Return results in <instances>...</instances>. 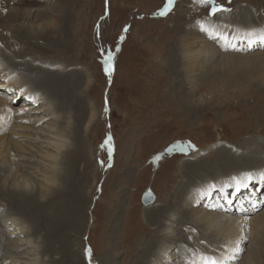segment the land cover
<instances>
[{
	"label": "rangeland",
	"instance_id": "1",
	"mask_svg": "<svg viewBox=\"0 0 264 264\" xmlns=\"http://www.w3.org/2000/svg\"><path fill=\"white\" fill-rule=\"evenodd\" d=\"M229 1L231 3L217 0V3L226 5L229 11L211 17L208 15L210 5H203L198 0H176L164 16L159 13L164 10L168 0H69L71 21L63 31L60 30L62 24L55 19L53 13L34 18L29 23L40 33L44 28L54 31L50 33L53 41H48L46 35L34 34V38H28L18 32L16 25L23 24L26 27L27 24L24 20L30 13V6L26 3L21 2L19 7L0 4V63L8 72H14L19 82L24 83H21L24 87L28 85L32 88L39 84L33 85L34 77L28 79L27 74L41 71V67L44 70L62 69L61 71H66L64 73H72L67 79H73L75 89H70L63 96L72 101L69 102L70 105H77V111L74 109L69 113L57 110V115L60 116L61 130L66 128L65 122L72 119V129L79 134H75L74 142L69 137L71 152L62 153L61 156L73 163L66 164L63 161L65 177L62 184L66 180L67 185L71 184L74 192L67 190L66 193L69 194L68 198L81 201V212L76 209L62 216L71 217L74 212H79L76 217L80 216L84 222L77 228L69 221V227L72 226L69 236L64 234L54 242L48 235L49 225H44V230L40 229V232L35 231L28 217L20 211L7 208L8 203L0 198V256L17 260L20 257L17 254L22 252V257L38 255L40 264H89L86 249L90 248L91 264H108L111 254L116 257L114 264H131L137 259L140 261L145 257L142 255V246L148 237L153 236L155 230L152 228L156 227L152 225L156 214L152 210L148 211L147 208H153L149 206L155 204L156 208H162L167 205L172 196L176 195V190H181L179 185L181 181L184 183L188 179V174L194 175L196 169L204 163H214L216 150L226 149L230 153L243 155L247 151L264 149V46L248 48L247 44H242L239 45L241 50L224 51L222 44L211 40L200 27L215 26L233 35L239 34L237 25L243 28L242 32L247 28L264 29V0ZM250 14L253 16L252 20L248 19ZM184 22L185 26L181 24ZM185 44L190 47L189 58H185L188 51ZM201 51L203 54H200ZM108 54L113 56L110 74L106 71L109 65L105 63ZM176 55H179L182 62L194 64L183 68L193 70L192 73L183 75L181 70L179 73L176 71ZM231 56L243 58H237L236 61L240 62H235L229 60ZM181 75H186L185 88ZM35 93L42 97L50 96L48 91L38 90ZM4 94H14V89L0 94L3 102L7 99ZM26 101L27 96L22 95L19 100L13 99L4 104L9 105V109H22L31 105L29 101L24 103ZM79 105L85 107L86 111L91 109L97 114L90 131L84 126L86 120L83 123L84 119L81 120V124L78 121V114L81 112ZM193 105L200 106L193 109ZM34 107L38 108L37 103ZM25 112L27 110L14 114L0 136L17 140L15 134H12V127L15 125L12 121L17 116H25ZM73 119L78 122L73 124ZM27 120L21 126L22 131L38 136L30 127L41 125L33 124L28 118ZM50 121V118H46V122ZM46 133V136L42 135L38 140L47 143L49 133ZM109 136L112 137L111 145L107 143ZM42 141L36 142V153L46 150ZM189 141L197 149L190 150L187 154L179 151L166 152L173 143L186 144ZM110 147L113 149L111 159ZM13 151L20 153L17 147ZM85 151L84 156L82 154ZM159 154H164L163 159L156 162L154 157ZM88 158L89 163L86 162ZM29 161L32 166L29 171L16 174L18 165H11L4 178L9 175L8 182L12 183L13 174H16L14 178L17 183L27 180L29 186L30 182H34L39 191H44L46 180L39 174L42 165L36 159ZM101 161L104 162L103 165ZM84 165L89 167L85 173L88 172L90 178L85 185L78 179V174L81 175L84 171ZM261 165L262 163H254V167ZM69 171L74 175L68 174ZM201 174L205 176L204 172ZM215 175L213 173L211 178ZM203 181L204 179L196 183ZM146 191L156 195L154 202L147 207L141 200ZM66 193L58 194L57 200L63 201L60 196H66ZM81 196L84 201L79 199ZM17 208L21 210L20 206ZM262 211L264 209L251 215L255 218L262 216ZM171 212L177 216L182 211L172 209L166 216ZM13 217L28 225L37 246L36 254L32 253L35 250L32 251L29 244L22 245L23 249L14 247L17 234L7 235L11 230L14 231L12 228L15 226L9 220ZM111 222H115L114 230L110 226ZM211 224L212 222L205 223V228ZM200 230L204 228L192 222L173 226L174 234L179 238L181 235L186 237L191 232L199 238ZM250 230L252 231L251 228ZM257 230H260V237L257 240L251 237L246 240V249L243 250V258L239 263L250 257L254 243L259 251L255 264H264V220ZM151 231L153 232L150 233ZM21 239L25 241L26 238ZM191 241L196 239L191 238ZM163 243L164 239L153 249L159 251ZM182 245L186 249L188 243ZM215 247L216 244L208 249ZM144 248L148 249V246ZM206 250L196 251V255ZM165 254L164 262L160 260V264H185L190 256L176 248L168 249L162 255ZM154 259L155 256H150L147 264ZM20 261L15 264H22ZM28 262L29 260L25 264ZM7 263L1 261L0 264Z\"/></svg>",
	"mask_w": 264,
	"mask_h": 264
},
{
	"label": "bare ground",
	"instance_id": "2",
	"mask_svg": "<svg viewBox=\"0 0 264 264\" xmlns=\"http://www.w3.org/2000/svg\"><path fill=\"white\" fill-rule=\"evenodd\" d=\"M68 1L69 0H13L12 2V0H0V4H9L14 7L16 6L19 7L22 3H26L28 6H30V10H29L30 13L27 14L24 20V21H27V24H25L26 27H23L22 26L23 24L16 25L15 27H17L18 32L22 35H26L28 38H34V34H37V35L40 34L42 36L46 35L45 37H47L48 41H53L54 39L53 40L51 39L52 36H50V33H54V31L48 30V28H44L45 30H42L43 32L40 33L37 30H35L32 24H29V23L33 22L34 18H38L43 15L53 13L55 19L59 20V22L62 24V29H60V27L59 29L63 31L67 23L71 21L70 13L72 11L69 10V8L71 7L68 8L69 6ZM225 1L227 3H231L229 0H225ZM64 2H66L67 4H64ZM218 4H222L225 8H227V6L224 5L223 3H218ZM209 10H208V13H209ZM243 13H246V11H244ZM248 19L250 20L253 19L252 14L249 15ZM52 21L54 20L52 19ZM237 23L240 24L239 21H237ZM181 24L185 26V22ZM180 26L184 27L182 25ZM236 28L241 36H243V33L246 30H248L247 28L242 32L243 28H241L239 25H237ZM55 42L56 41H54L53 43ZM186 48H188V51H187V54L185 55V58H189L190 55H188V52L190 51V47L186 46ZM182 49L184 50V45ZM216 49L218 48L216 47ZM202 52L203 51H201L200 54ZM231 55H234V54H231ZM174 58L177 61L175 65H176V71L178 73L180 72V70L183 72V75L187 74L188 72L189 73L193 72V70L187 71V70H184L183 68H187L188 64L189 65H194V64L189 63V62L187 63L182 62L183 60L180 59L179 55H176ZM237 58L239 59L243 57L242 56L240 57L231 56L229 57V60L240 62V61H236ZM230 66L232 67V65ZM40 69L41 71H36L31 74L29 72L28 74L30 75L27 74L28 79H30L32 76L34 77V79H32L35 81L33 85L37 83L39 84V86L36 85V87L33 86L32 88L27 85L26 87H24L25 85H22L24 83L21 82L22 83L21 84L19 82L20 80L18 76L14 74V72L13 73L8 72L6 70V67L2 63H0V94H3L4 92L6 93L7 90L4 88V86L9 87L10 89H14V94H9V95L4 94L7 97V99L5 98L4 102L9 103V101L13 99L19 100L22 95L23 97L27 96L28 101L31 102L30 103L31 105H28L27 107L22 108V109H13V108L9 109L10 106L7 104H4L0 96V132H2V130L5 128V125L7 124V121H9V119H11L14 116V114L27 110V112H25V116H17L16 117L17 119H14L12 121V124L13 125L15 124L14 127H12L14 129L12 134H15L14 136L17 138V140H12L8 137L0 136V198L4 201V203H8L7 206L5 205L7 208L13 209L14 211L17 210V212L20 211L21 213H23L24 216H26V218L28 217V219L31 220L30 222H32L33 229L35 231L40 232L44 230L43 228L44 225L46 226L49 225L50 230H49L48 235L52 238L51 239L52 241L57 242L58 237H62L64 234L69 236L70 227H72V226L69 227V224H68L69 221H71V223L77 228H80L81 224L84 223L83 219L80 216L76 217V214L81 212V208H79V204L81 201L78 202L77 199L68 198L69 194L66 193L67 190L74 192L70 184L71 182L69 183L70 185H67L68 180H66L64 184H62L63 177H65L63 174V161H66V164H73V163L65 159L64 157H62L61 154L62 153L67 154L71 152V148H70L71 145L68 144V139L70 137L74 142L75 137H76L75 134L77 135L78 131L76 133V130L72 129V119H69V118H68L69 120L65 122L66 128L61 130L60 129L61 125H59L60 116L57 115V110H64V111L69 112L75 109L77 111V105H70L69 102H72V101L63 96L65 93L69 92L70 89L72 90L75 89L73 88V84H74L72 82L73 79H67V76H70L72 74L71 72L64 73L66 71L63 72L61 71L62 69L56 70L55 68H54L55 70H52V71H50V69L48 68H45L44 70L43 67H41ZM34 74H37V76H34ZM184 77L182 78H183V87L185 88L186 87L185 84L187 81ZM39 87H41L42 89H40ZM20 89L25 90L23 94H21ZM38 90L48 91L50 96L49 95H48L49 97L39 96L38 94L35 93L36 91L38 92ZM18 93H20V96H18ZM29 96L34 97L35 102L30 100L28 98ZM54 98L57 99L58 101L55 102ZM28 101L24 103H27ZM51 102L53 103V105ZM54 102L56 104L55 106H54ZM36 103H37L38 108L34 107ZM193 106H194L193 109H196L200 105H193ZM79 107H80L81 112L80 114H78L79 115L78 121L80 123V121L84 119L82 121L83 123L86 120L84 122V126L87 128L86 129L87 131H90L95 123L97 114H95L94 110L88 109L86 111L85 107H82L81 105H79ZM27 118L31 120L33 124L41 125L40 127H36L35 125L30 127L32 131L38 133L37 134L38 136L22 131L23 128H21V126H23L28 121ZM46 118H50L51 121L46 122ZM76 120L73 119V122H74L73 124H76L78 122V121L76 122ZM43 122H46V123L44 124ZM61 122H63V120H61ZM46 132L49 133L48 139L46 138L47 143L42 140H38L42 137V135L46 136L47 135ZM40 141L44 143L43 147H46V150L43 151L44 150L43 149L41 150L40 153H36V147H38V145H36V142H40ZM14 147H17L20 149L19 154L14 153L13 151ZM48 147L49 149H47ZM80 147L82 146L80 145ZM195 149H197L196 146L194 150ZM75 150L77 149L75 148ZM84 154L86 155V151L85 153L83 152L82 155ZM18 157H20L21 159H19ZM31 159H34V160L36 159L37 162L41 163L42 165L39 174H42L43 179L46 180V182H44V191L43 190L39 191L38 186L36 187V184L34 182H30V185L28 186L27 180H25L26 182H21V183H17V181H15L14 176L17 173L22 172L23 174L32 168V166H30L31 162L29 161ZM250 159H252V161H249ZM89 161L90 160L88 158V161L86 162L89 163ZM254 161H257V162H254ZM263 161H264V149L262 150L260 148L259 150L247 151L246 154H243V155L230 153L226 149L216 150V158H214V163L212 165H208L207 163H204L200 165L196 169V171L194 170L196 172L194 175L188 174L189 175L188 179L185 178L187 180L184 181V183H182L181 181V184L179 185V187H181V190H176L175 192L176 195L172 196L170 202H168L167 205L164 204L165 206L162 208H156L155 204L153 206H149L154 202L153 200L151 204L147 205L149 207H153V208H147L148 211L152 210L156 214L154 216V219H155L154 224H152L156 226L152 228L155 231L150 232V233L153 232V236L148 237L145 241V244L142 246V255L143 256L145 255V257H143V259H141L140 261L139 259H137L133 261L131 264H147L150 256H155V259L152 260L149 264H160L161 262L160 260L164 262V259L166 256V254L162 255L164 251L168 249H175V248L178 249L180 252H183L187 255H191L194 253L196 254V251H201L203 249L204 250L207 249V250L206 252H202V253L216 255L217 257L219 256L220 253H225L222 257L224 264H238L239 260L243 258V256H241L243 254V250L246 249L245 248L246 240L249 239L250 237L253 238V240H257L260 237V230H257V228L258 227L260 228L262 226V222L264 220V211L260 213V215L262 214V216H259V217L257 216L256 218L252 217V215L238 216L235 214H227L224 212H220L218 210L210 209L207 204H204L205 200H202V201L198 200L195 198V196H196V193L201 188L205 187L207 184L217 183L219 186L223 184L230 175H235L237 173H240L242 171H247V170H253V171L264 170ZM44 162L45 163L47 162V164H44ZM247 162H250V163H247ZM254 163H262V165L261 167H254ZM16 164L18 165V167L15 170L16 174H13V178L11 177L12 183H9L8 182L9 175H8V178H4V175L7 169L10 168L9 166L16 165ZM28 165L30 166L29 169H27ZM88 169H89L88 165H84L83 173H81V175L80 173L78 174V177H79L78 179L80 183H82L83 185H85V182L88 181V178H89L88 172L85 173V171H87ZM220 170H222V172H220ZM69 172L68 174L72 176L74 175L73 173L71 172L69 173ZM202 172L205 173V176H202L201 174ZM213 173H215L216 175L214 178H211ZM92 179L94 178H91V180ZM203 179L204 181L202 183L200 184L196 183L197 181H200ZM60 193H64V194L66 193V196L65 195L60 196L61 197L60 199L63 201L57 200L58 194ZM215 196L216 198L219 197L216 194ZM81 198H82V201H84L83 196H81L79 199ZM119 200L121 201V199ZM19 206L21 210L17 208ZM76 209H78L79 212H74L71 215V217H65L66 215L62 216V214L67 213L72 210L74 211ZM172 209H179L182 212L178 214L179 216L178 215L174 216L173 214H176L174 212H171L169 216H166V213L171 211ZM47 218L50 219L51 223L50 221H48ZM9 220L11 221L12 224H14L15 227L12 228L14 231L11 230L10 232L7 233V235L17 234V240L14 243V247L16 249H23L22 245L29 244L31 249L33 248L32 251L35 250V252H32V253L36 254L37 246L35 244V240L33 239L34 237H32V232L28 228V225H26V223L19 218L17 219L13 217V218H9ZM188 220H190L193 224H196L197 226L204 228V230H200L198 232V235L200 236L199 238L198 236L196 237V234L193 232L188 233V234L186 233L187 234L186 237L184 235L183 236L181 235L180 238L178 235L174 234L173 226L176 225L177 223H186V222L191 223ZM209 222H212V224L210 226H207V229H206L205 223H209ZM90 224H89V227H90ZM110 226L112 227V230H114L115 222H111ZM86 228L88 227L86 226ZM250 228L252 229V231L250 230ZM249 230L251 232H249ZM25 233H26V236H25ZM220 235L221 237H219ZM22 237L26 238L25 241L21 239ZM188 238H190V241L189 240L187 241ZM191 238H195L196 241H191ZM162 239H164V243L161 245L160 250L155 251L153 248L157 247L159 242ZM199 239H203V243L202 241L200 242ZM64 240L65 239H63V241ZM167 240H170V241H167ZM259 241L260 239L256 242H259ZM167 242H170L171 244L169 245L167 244ZM172 243H176V245H172ZM183 243H188L186 249L184 245H182ZM215 244H216V247L214 249H208L210 247L215 246ZM236 245H239L242 251L239 253L238 259H231V257L237 255L235 251ZM253 245L254 246H252L250 257L248 259H245L243 263H239V264H255V261L257 260V258H259V251L257 249V245L256 247L254 243ZM144 246H148V249L144 248ZM55 248L56 247H54V250ZM162 249L163 251H161ZM234 252L235 254H233ZM21 253L17 254V255H20V257H18L17 260H10L7 257L0 256V263L2 261L6 263L8 262L7 264H15L17 261H20L21 259L20 262H23L24 264L28 260H29L28 264H40L39 263L40 259L38 258V255H34L30 257H28L29 256L28 255V256L22 257ZM160 253H162L161 254L162 256L160 255ZM111 255H109V257L107 256L108 264H114V261L116 259L115 256L112 257ZM263 255H264V252H263ZM24 258H26V260Z\"/></svg>",
	"mask_w": 264,
	"mask_h": 264
},
{
	"label": "snow or ice",
	"instance_id": "3",
	"mask_svg": "<svg viewBox=\"0 0 264 264\" xmlns=\"http://www.w3.org/2000/svg\"><path fill=\"white\" fill-rule=\"evenodd\" d=\"M176 0H168L167 5L165 6L164 10L161 11L159 14L161 16L166 15L175 4ZM199 3L203 5H211L208 15L211 17L217 16L218 13L229 11V9L225 8L222 4H218L217 0H198ZM201 30L205 31L212 39L219 41L223 45L224 51H237L239 49V45L247 44L248 48H252L255 45L264 46V29H248L243 33V36L237 34L233 35L231 33H226L217 29L215 26L211 28L205 27L201 25ZM112 61L113 56L108 54V58L105 61L106 64L109 65L107 72H111L112 69ZM10 91L12 89H9ZM21 94L24 93V89H20ZM30 100L35 102V98L32 96L28 97ZM108 145L112 143V137L109 136L107 140ZM195 146L191 143V141L187 142L186 144L183 142L173 143L168 149H166L167 153H171L173 151H179L183 154H187L190 150H194ZM113 149L109 148V159H111V152ZM164 154H159L154 157L156 162H159L163 159ZM103 165L104 162L101 161ZM111 165L109 164V167ZM262 183L264 184V170L253 171L247 170L237 173L235 175H230L227 180L218 186L217 183H209L205 187L201 188L197 193L195 198L198 200H211L214 197V194L218 195L221 199H223L224 203H220L218 200L213 204H209L208 207L215 210L217 208L223 209L225 204L229 207L232 206L233 200L231 198V194L227 191L234 187L236 192H239L241 188H248L253 183ZM146 199H153V194L149 192L147 194ZM255 207V205H253ZM240 210H244L243 206L241 205ZM195 231V229H193ZM203 243V241H202ZM236 256L231 257V259H238L239 253L242 251L239 245H236ZM86 254L89 259V264H91L92 258V250L86 249ZM185 264H224V261L218 258L216 255H211L207 253H200L198 255L193 254L190 255Z\"/></svg>",
	"mask_w": 264,
	"mask_h": 264
},
{
	"label": "water",
	"instance_id": "4",
	"mask_svg": "<svg viewBox=\"0 0 264 264\" xmlns=\"http://www.w3.org/2000/svg\"><path fill=\"white\" fill-rule=\"evenodd\" d=\"M148 193L149 192L146 191L144 193L143 197L141 198L142 203H143L144 206H147V205L151 204L152 200L154 201L155 196H156L154 193L151 192L153 194V199H146Z\"/></svg>",
	"mask_w": 264,
	"mask_h": 264
}]
</instances>
